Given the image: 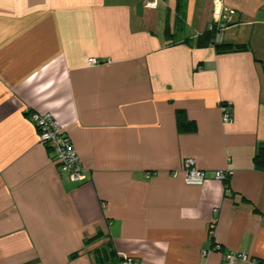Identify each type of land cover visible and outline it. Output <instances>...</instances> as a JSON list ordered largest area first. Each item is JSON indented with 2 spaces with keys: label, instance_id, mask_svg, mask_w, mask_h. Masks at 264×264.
<instances>
[{
  "label": "crops",
  "instance_id": "0c3cea01",
  "mask_svg": "<svg viewBox=\"0 0 264 264\" xmlns=\"http://www.w3.org/2000/svg\"><path fill=\"white\" fill-rule=\"evenodd\" d=\"M151 1L0 0V264H97L108 242L133 264H264V0H220L219 41L251 48L231 54L198 46L224 23L215 0ZM33 113L66 130L85 182L61 172Z\"/></svg>",
  "mask_w": 264,
  "mask_h": 264
},
{
  "label": "built area",
  "instance_id": "2783aa9c",
  "mask_svg": "<svg viewBox=\"0 0 264 264\" xmlns=\"http://www.w3.org/2000/svg\"><path fill=\"white\" fill-rule=\"evenodd\" d=\"M160 0H152L147 3L148 7L156 8ZM213 12L215 17L223 19L224 23L219 24V20L214 21L210 25V29H213L216 25L219 29L216 34V40L219 41L221 30L225 27V22L229 20L231 12L223 7L220 0H215L213 4ZM227 20V21H226ZM93 64H98L96 59L92 60ZM220 110L222 112V121L224 124H229L233 121V103L225 102L220 104ZM32 121L39 132L40 142L51 148L55 155V159L59 164L61 172L66 178L74 184H81L87 179V171L83 165V162L78 154L75 146L73 145L70 136L66 130L60 125V123L51 114L33 113ZM183 172L185 174V182L188 185L202 186L207 178V173L199 169L194 159H186L184 161ZM174 177L178 175V172H173ZM216 178L225 180L230 177L228 172L218 171ZM216 252H222V246L215 245L213 248ZM208 252H204V255H208ZM224 264H237L239 261H246L248 258L246 255L236 253H223ZM126 261L123 264H133L131 259L125 258Z\"/></svg>",
  "mask_w": 264,
  "mask_h": 264
},
{
  "label": "trees",
  "instance_id": "16d2710c",
  "mask_svg": "<svg viewBox=\"0 0 264 264\" xmlns=\"http://www.w3.org/2000/svg\"><path fill=\"white\" fill-rule=\"evenodd\" d=\"M219 29L215 25L213 29H206L198 36L197 42L199 47L214 46L218 54L244 53L250 52L251 48L248 44L225 43L216 40V34ZM169 28L166 30V36L170 37ZM176 121L178 129L181 133H195L198 131V124L196 121L189 119L186 111L177 110ZM255 167L264 173V143H260L257 147L253 158ZM230 178V177H229ZM229 178L225 179L226 188L228 190ZM97 259V264H123L126 259L118 254L111 242L94 250Z\"/></svg>",
  "mask_w": 264,
  "mask_h": 264
}]
</instances>
